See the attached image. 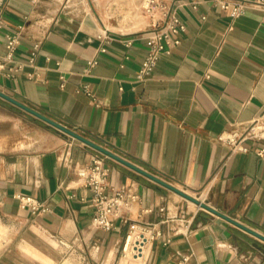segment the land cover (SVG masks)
<instances>
[{
	"label": "crops",
	"instance_id": "crops-1",
	"mask_svg": "<svg viewBox=\"0 0 264 264\" xmlns=\"http://www.w3.org/2000/svg\"><path fill=\"white\" fill-rule=\"evenodd\" d=\"M140 3L0 0V61L6 33L24 25L0 89L264 233V138L245 140L247 151L217 139L264 112V7L232 16L212 0L185 3L181 42L139 77L149 51ZM36 128L28 144H0V264L137 263L121 255L129 220L161 232L148 241L147 264H264L262 238L110 156V184L138 198L110 215L113 228L94 224L77 168L99 150ZM19 193L48 210L33 212Z\"/></svg>",
	"mask_w": 264,
	"mask_h": 264
},
{
	"label": "built area",
	"instance_id": "built-area-1",
	"mask_svg": "<svg viewBox=\"0 0 264 264\" xmlns=\"http://www.w3.org/2000/svg\"><path fill=\"white\" fill-rule=\"evenodd\" d=\"M203 0H141V12L148 18L147 26L141 31L149 45V51L142 62L138 76L144 77L149 74L161 53L170 52L172 47L181 42V34L186 30L187 24L179 15V8L185 3H191L197 8ZM232 16L241 15L249 6L264 7V0H212ZM24 25L19 24L17 28L6 33V55L5 60L11 61L18 48ZM108 36V35H106ZM5 60L0 61V67L5 65ZM22 68L18 63L13 69ZM89 93H91L88 90ZM264 138V112L250 119L242 120L236 125L227 128L217 135V139L228 144L231 150H249L244 144L247 139ZM258 155L264 158V146L256 149ZM108 154L99 151L88 164L79 166L77 173L84 183L92 190V202L95 207L93 215L94 224L103 228H113L115 222L110 215L114 213L123 203L138 198V194L131 192L125 186L111 185L108 179L109 168L105 164ZM66 159V156L64 157ZM17 197L24 205L29 206L33 212L47 211L46 202L37 199L31 194L19 193ZM156 234L141 227L137 220H129L128 231L122 246L121 255L125 259L139 257L137 264H147L148 241L160 234Z\"/></svg>",
	"mask_w": 264,
	"mask_h": 264
},
{
	"label": "water",
	"instance_id": "water-1",
	"mask_svg": "<svg viewBox=\"0 0 264 264\" xmlns=\"http://www.w3.org/2000/svg\"><path fill=\"white\" fill-rule=\"evenodd\" d=\"M0 96L3 97L4 99L8 100L9 102L13 103L14 105L26 110L27 112H29L30 114L44 120L45 122L51 124L52 126L64 131L65 133L78 138L80 140H82L83 142H85L86 144L96 148L97 150L108 154L110 157H113L117 160H119L120 162L126 164L127 166L137 170L138 172L150 177L151 179L177 191L178 193L182 194L183 196L197 202L200 203L203 207L211 210L212 212L219 214L220 216L226 218L227 220L235 223L236 225L242 227L243 229L255 234L256 236L262 238L264 240V233L252 228L251 226L233 218L232 216L218 210L217 208L209 205L208 203L204 202L203 200H201L200 198H198L197 196L185 191L182 188H179L177 186H175L174 184L170 183L169 181L165 180L164 178L160 177L159 175H157L156 173L140 166L139 164L133 162L132 160L118 154L117 152L113 151L112 149L96 142L95 140H93L92 138L86 136L85 134L79 132L77 129L72 128L70 126H68L67 124H64L63 122L45 114L44 112L34 108L33 106L23 102L22 100H19L18 98L12 96L11 94L3 91L0 89Z\"/></svg>",
	"mask_w": 264,
	"mask_h": 264
},
{
	"label": "rangeland",
	"instance_id": "rangeland-1",
	"mask_svg": "<svg viewBox=\"0 0 264 264\" xmlns=\"http://www.w3.org/2000/svg\"><path fill=\"white\" fill-rule=\"evenodd\" d=\"M5 102V119L4 121L0 120V144H2L6 150L19 148L20 146H23V143L28 144L30 141L35 139L37 136V122H43L46 125H51L30 114L26 110L14 105L8 100ZM7 233V229L3 228V225L0 222V241L5 235H7Z\"/></svg>",
	"mask_w": 264,
	"mask_h": 264
},
{
	"label": "bare ground",
	"instance_id": "bare-ground-1",
	"mask_svg": "<svg viewBox=\"0 0 264 264\" xmlns=\"http://www.w3.org/2000/svg\"><path fill=\"white\" fill-rule=\"evenodd\" d=\"M132 260L137 262L139 260V257H133Z\"/></svg>",
	"mask_w": 264,
	"mask_h": 264
}]
</instances>
